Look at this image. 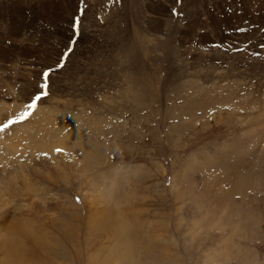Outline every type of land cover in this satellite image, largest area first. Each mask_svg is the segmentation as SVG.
Returning <instances> with one entry per match:
<instances>
[{"label":"rangeland","instance_id":"374dc122","mask_svg":"<svg viewBox=\"0 0 264 264\" xmlns=\"http://www.w3.org/2000/svg\"><path fill=\"white\" fill-rule=\"evenodd\" d=\"M79 1L0 0V264H264V0Z\"/></svg>","mask_w":264,"mask_h":264},{"label":"bare ground","instance_id":"6f19581e","mask_svg":"<svg viewBox=\"0 0 264 264\" xmlns=\"http://www.w3.org/2000/svg\"><path fill=\"white\" fill-rule=\"evenodd\" d=\"M8 9V8H7ZM6 13V12H5ZM7 14V13H6ZM110 19V18H109ZM25 21V20H24ZM63 23V22H62ZM18 26V25H17ZM42 42V41H41ZM4 52V51H3ZM2 72V71H1ZM3 73V72H2ZM2 75V74H1ZM3 76V75H2ZM59 104V103H58ZM23 105V104H22ZM58 106V105H57ZM49 107V106H48ZM1 109V108H0ZM44 110H46V108H44ZM1 111V110H0ZM48 111V110H47ZM53 111V110H52ZM54 111H55V109H54ZM57 111V110H56ZM44 112V111H43ZM1 114V113H0ZM35 114V113H34ZM48 113L46 112V115H47ZM2 117V116H1ZM12 117H13V115H12ZM11 117V118H12ZM259 117H261V115H259ZM32 119V118H31ZM37 119V118H36ZM2 120V119H1ZM35 120V119H34ZM39 120H41V119H39ZM257 121L258 120V118L256 119V118H254V119H252V122L253 121ZM16 121V120H15ZM14 121V122H15ZM254 121V122H255ZM1 122V121H0ZM27 122V121H26ZM31 122V121H30ZM2 123V122H1ZM23 123V122H22ZM35 123V122H34ZM33 123V124H34ZM60 124V123H59ZM1 126V125H0ZM33 126H35V125H32V127ZM31 127V126H30ZM37 129V128H36ZM49 129V128H48ZM60 129V128H59ZM38 130V129H37ZM40 130V129H39ZM42 131H43V129H42ZM19 132V131H18ZM21 132V131H20ZM40 132V131H39ZM59 132V131H58ZM63 132V131H62ZM54 133H56V132H54ZM48 134V133H47ZM79 134V133H78ZM2 135H3V133H2ZM59 135H61V133L59 134ZM47 136V135H46ZM55 136V135H54ZM57 136H58V134H57ZM6 137V136H5ZM5 137H3V138H5ZM22 138H23V136H21ZM52 137V136H51ZM64 137V136H63ZM63 137L61 138V137H59V138H57L56 136L53 138V139H56L57 141H59V144L57 145V146H60V147H63L64 148V150H63V153H61L62 154V156H69V159L70 160H72L73 158H75V156H76V154H70V146H69V137H66V138H64L63 139ZM245 136H243V138H244ZM26 138V137H25ZM255 139V138H254ZM24 140V139H23ZM27 140V139H26ZM38 140V143H39V138L37 139ZM256 140H259L258 138H256ZM20 141V140H19ZM1 142V141H0ZM43 142H44V140H43ZM53 142V141H52ZM260 142V141H259ZM35 143V142H34ZM46 144V143H45ZM4 145H5V142H2L1 143V145H0V156L1 157H3V155H2V150H4L5 151V148L6 147H4ZM238 145V144H237ZM243 144H241L240 143V146H239V148L242 146ZM254 145H256V144H254ZM42 146V145H41ZM44 146V145H43ZM31 147H33V146H31ZM35 148H36V146H35ZM27 149H29V147L27 148ZM77 149H78V147H77ZM254 149V148H253ZM31 149H29V151H30ZM241 150V152H242V149H240ZM42 151V150H41ZM86 151V150H85ZM88 151V150H87ZM18 152H19V150H18ZM18 152H17V155H18ZM77 153V152H76ZM9 154H11V153H9ZM13 155H15V153H13ZM82 155H83V153H82ZM228 155V154H227ZM5 156V155H4ZM34 156V154L33 153H30L29 155H27L26 157H24V156H21V157H19V158H16V160H14V161H11V163L10 164H13V165H11L12 166V168L13 169H15V167H17V165H19V167H21V164H19V163H22L21 161L22 160H28L29 161V163L31 162V161H34V163H35V159H37L36 157L34 158L33 157ZM59 156H61V155H59ZM70 157H72V159L70 158ZM84 157H86V156H84ZM86 158H88V160H89V157L87 156ZM76 159V158H75ZM74 159V160H75ZM68 161V160H67ZM73 161V160H72ZM7 163V162H6ZM18 163V164H17ZM88 163H90V162H88ZM30 165H31V163H30ZM35 165V164H34ZM67 165V164H66ZM89 165H86V167H88ZM49 169V168H48ZM13 173H15V171H12V174ZM105 183V182H104ZM101 185V184H100ZM105 185H106V183H105ZM105 189H106V187H105ZM107 190L109 191V188H107ZM121 214V212L119 213V215ZM121 220H122V222H118V220L116 221V224H115V226H117L118 228H120V229H128V227H127V224H126V222H125V220L123 219V218H121ZM12 227H13V225L7 230V232L11 229V231L12 232H14L13 231V229H12ZM128 232H131V231H127V233L126 234H124V237H125V239H123L124 241H126L125 243H129V247H130V245L132 244V243H134L135 241H134V238L132 237V235L131 234H129ZM123 236V235H122ZM35 241H39V239H35ZM35 241H33L34 243H35ZM119 244H120V242H119ZM136 244V243H135ZM134 244V248L136 247V245ZM121 246V245H120ZM124 247H127V246H124ZM128 247V248H129ZM132 248V247H131ZM118 250V249H117ZM116 250V251H117ZM124 250H125V248H124ZM123 250V251H124ZM122 251V250H121ZM132 252L131 251H129V250H126L125 252H123V255H122V258H123V260H127L128 259V257H129V259H131V257H130V254H131ZM117 254H120V253H117ZM29 255H34V253H31V254H29ZM114 256H115V254H114ZM31 257H33V256H31ZM31 257H29V259H31ZM122 260V259H121ZM33 261H35V259H33ZM131 263H133V259L131 260Z\"/></svg>","mask_w":264,"mask_h":264}]
</instances>
